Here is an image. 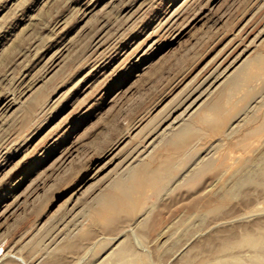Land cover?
Instances as JSON below:
<instances>
[{
  "label": "rangeland",
  "instance_id": "obj_1",
  "mask_svg": "<svg viewBox=\"0 0 264 264\" xmlns=\"http://www.w3.org/2000/svg\"><path fill=\"white\" fill-rule=\"evenodd\" d=\"M125 260L264 264V0H0V264Z\"/></svg>",
  "mask_w": 264,
  "mask_h": 264
},
{
  "label": "bare ground",
  "instance_id": "obj_2",
  "mask_svg": "<svg viewBox=\"0 0 264 264\" xmlns=\"http://www.w3.org/2000/svg\"><path fill=\"white\" fill-rule=\"evenodd\" d=\"M214 107V106H213ZM213 110V109H212ZM214 110L216 111L217 109L216 108H214ZM213 110V111H214ZM213 111H210V112H213ZM217 112V111H216ZM206 114H209L208 112L206 113ZM211 114V113H210ZM204 115V114H203ZM202 116V115H201ZM204 117V116H203ZM205 118V120L207 119V117H204ZM202 120V119H201ZM159 177V173L158 172H154L153 170L152 171H146V170H141L140 169V171H137L136 173H134V175H133V178H132V183L133 184H131V186L133 185L134 186V184H138V182H140V183H142V184H151V181H152V178L154 179V181H156V179ZM151 180V181H150ZM124 185H123V183L122 182H119L118 183V187L119 188H122ZM130 186V187H131ZM117 187V188H118ZM126 189H125V192H122L123 194H124V196L125 197H129L130 196V191H129V189H128V186L127 187H125ZM124 189V188H123ZM120 191H122V190H120ZM117 196V195H116ZM123 196V197H124ZM131 197V196H130ZM118 199H120V198H118ZM132 201V200H131ZM102 203L100 204V209H98L99 210V212H103V214H110V215H114V214H117L116 212L118 211V209H117V211L115 210V207L113 206V205H111V203L110 202H112V201H108V202H106V201H101ZM116 203V202H115ZM131 203V202H130ZM117 205V204H116ZM107 211H109L108 213H107ZM115 212V213H114ZM109 216V215H108ZM109 218V217H108ZM106 222V221H105ZM122 251V250H121ZM120 251V252H121ZM124 253L125 252H121V254L122 255H124ZM121 255V256H122ZM124 260V259H123ZM123 264H127V261L125 260L124 261V263ZM132 264V263H131Z\"/></svg>",
  "mask_w": 264,
  "mask_h": 264
}]
</instances>
